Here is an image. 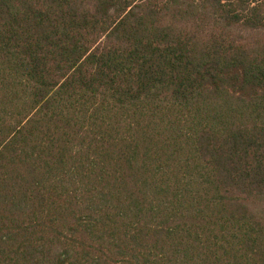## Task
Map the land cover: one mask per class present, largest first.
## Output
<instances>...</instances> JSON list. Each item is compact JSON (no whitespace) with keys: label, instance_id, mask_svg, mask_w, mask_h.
I'll use <instances>...</instances> for the list:
<instances>
[{"label":"trees","instance_id":"obj_1","mask_svg":"<svg viewBox=\"0 0 264 264\" xmlns=\"http://www.w3.org/2000/svg\"><path fill=\"white\" fill-rule=\"evenodd\" d=\"M0 264H264V0H0Z\"/></svg>","mask_w":264,"mask_h":264}]
</instances>
